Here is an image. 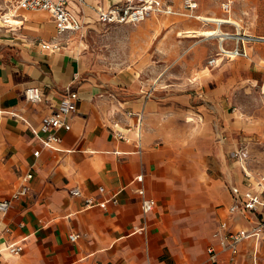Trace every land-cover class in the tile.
Here are the masks:
<instances>
[{"label": "crops", "instance_id": "obj_1", "mask_svg": "<svg viewBox=\"0 0 264 264\" xmlns=\"http://www.w3.org/2000/svg\"><path fill=\"white\" fill-rule=\"evenodd\" d=\"M114 2L86 0L76 9L84 25L90 16L97 18L94 7ZM17 11L30 12L23 18L29 26H21L34 32L18 42L0 43V199H10L25 174L32 177L26 181L27 194L0 212V264H256L253 255L264 264V232L256 241H242L233 258L228 250H220L216 234L225 218L232 228L247 223L241 215L226 216L230 186L244 188L241 164L235 160L232 168L221 162L227 146L231 152L239 148V121L231 120L229 126L217 122L215 130L194 122L189 136L173 121L178 110L204 111L205 99H215L220 90L204 86L190 93L171 84L165 92H149L147 84L129 72L93 74L60 39L65 35H56L49 13L55 39L42 35H48L44 29L50 27L44 19L30 17L44 11ZM176 28L188 27L180 22ZM52 40H60L59 50L39 47L40 41ZM32 85L41 88L43 102L24 98V89ZM67 88L79 95L70 129L58 130L61 140L55 148L43 147L35 130ZM164 94L167 98L161 97ZM223 126L229 128L226 139ZM118 131L129 140L115 137ZM216 135L221 140L215 141ZM184 138H190L187 147L182 146ZM213 140L219 162L207 169V144ZM37 149L40 153L34 156ZM251 170L261 173L264 166ZM139 174L142 182L135 180ZM99 186L105 192L100 193ZM139 186L156 200L146 215ZM73 187L82 195L72 196ZM112 194L115 203L109 199ZM83 196L94 197L97 204L85 208ZM70 232L79 238L71 242ZM11 242H21L23 251L10 255L4 247ZM209 246L217 251L215 259L207 252Z\"/></svg>", "mask_w": 264, "mask_h": 264}, {"label": "rangeland", "instance_id": "obj_2", "mask_svg": "<svg viewBox=\"0 0 264 264\" xmlns=\"http://www.w3.org/2000/svg\"><path fill=\"white\" fill-rule=\"evenodd\" d=\"M223 1L225 0H199L195 14L223 18L229 16L239 23L241 27L239 33L242 36H264V0H235L229 14L224 13L221 8ZM169 2L178 8L181 0ZM12 5L13 0H0V16L10 9L13 10ZM16 12L20 19L30 13ZM30 17L32 21L44 19L50 26V31L45 28L44 33L49 34L42 35L48 39L54 38L52 24L46 12L31 13ZM90 17V21L84 23L80 31L71 32L60 39L68 43V48L85 62L91 73L113 76L129 72L136 77L137 82L144 81L149 92L157 88L165 92L172 89L171 84L176 86L175 89L190 93L204 86L218 88L220 92L215 99H205L207 105L204 111L178 110L173 115L174 124L181 125L184 134L189 136L194 122L205 124L215 130L217 122L223 121L229 126L231 120H238L239 126L236 130L242 138L237 146L249 152L247 168L259 170L264 166V57H257L264 54V39L245 43L249 57L228 58L217 55L221 44L217 37L177 35L181 31V28H176L180 22L194 28L212 29L216 26L215 23L193 16L169 14L150 17L137 23L109 25H101L94 16ZM5 28H1L0 31V43L4 40L18 42L21 37L34 32L26 27L6 33ZM221 29L224 32L237 33L236 27L231 23H222ZM235 41V38H224L222 45L230 48L235 45ZM213 58L220 59L213 64L209 63ZM192 76L197 78L193 79ZM187 82L190 85H186ZM161 97L167 98V95ZM163 113L166 114L167 110ZM189 118L191 120H188ZM227 131L229 128L225 129L223 126L225 139ZM196 133L198 134V131ZM189 139L184 138L183 147L190 145ZM214 140H221L220 135H216ZM214 140L207 144L208 159L204 163L207 164V169L219 162L218 156L214 154L216 145ZM219 143L221 144V142L217 144ZM229 148L227 146L221 162L234 168L235 160L231 155L232 149Z\"/></svg>", "mask_w": 264, "mask_h": 264}, {"label": "built area", "instance_id": "obj_3", "mask_svg": "<svg viewBox=\"0 0 264 264\" xmlns=\"http://www.w3.org/2000/svg\"><path fill=\"white\" fill-rule=\"evenodd\" d=\"M235 0H225L221 3V8L224 13H230L232 4ZM86 4V0H13V9L26 11H44L49 13L54 22L56 35L63 36L71 32H78L83 27V21L80 13L76 9L79 5ZM199 7V0H181L180 6L175 8L168 2L163 0H115L114 3L108 7L103 8L101 5L94 7L97 18L96 21L101 25L120 24V23H137L153 16L169 15V14H185L200 18L195 14ZM222 23H231L236 29L237 33L240 31L239 25L232 21L230 17L224 18ZM208 21V20H203ZM210 22V21H208ZM215 25L217 22L214 21ZM226 38H235V45L226 48L220 45V50L217 53L219 56L236 58L239 56L247 57L245 43L248 41H256L264 39L249 35L233 37L232 33L225 32ZM240 34V33H239ZM39 47L44 50L57 51L61 47L60 40L40 41ZM217 59H212L209 63L213 64ZM23 96L26 100L41 103L44 101L42 90L39 86H28L23 91ZM79 95L76 90L67 88L64 95L61 97L57 105L49 113L44 114L36 128L38 138L43 147L55 148L60 142L61 137L58 130L63 128L70 129L69 118L73 115L77 108ZM141 116L137 115V129L138 137L140 138ZM115 137L118 139L129 140L127 135L121 131L115 132ZM40 150L33 152L34 156H38ZM234 160L241 164L243 171L244 188L240 189L237 185L230 186L231 203L226 207V216L230 217L235 214L241 215L246 219L247 223L244 225L235 224L230 227L227 218L220 221L219 229L216 232L218 235V245L220 250H228L231 258L237 253L238 245L248 239L258 240L264 232V170L261 173H254L246 166L248 158V151L245 148H238L231 152ZM32 177L31 173L23 176L24 183L12 194L10 199H0V212H6L11 200L24 196L29 191V186L26 183ZM143 176L141 174L135 177V180L142 182ZM100 193L105 192L103 186H99ZM141 197V210L144 215L152 211L156 206V200L148 197L142 186L136 189ZM72 196H81V191L78 187H73L69 190ZM112 202H116L115 196L112 194L109 198ZM97 204V201L92 196H83V206L85 208ZM79 233L70 232L68 238L71 242L79 238ZM23 244L21 242H11L5 245L4 249L10 255H18L23 251ZM207 252L211 259H215L217 251L214 247L209 246ZM256 264H263L259 261L256 255H253Z\"/></svg>", "mask_w": 264, "mask_h": 264}, {"label": "bare ground", "instance_id": "obj_4", "mask_svg": "<svg viewBox=\"0 0 264 264\" xmlns=\"http://www.w3.org/2000/svg\"><path fill=\"white\" fill-rule=\"evenodd\" d=\"M17 16H18V14L14 9L13 10L10 9L8 12L2 14L0 16V30L3 27H6L5 32L10 31V30L15 31V30L21 29L22 28L21 25L23 23L25 24V22L23 21V19H20ZM26 18L27 17H24V20H27ZM200 18H202L203 20H208L210 22L216 21L217 25L212 29L188 27L187 29H184V30L178 32L177 35L179 37H212V38L217 37L219 39V41L220 40L222 41L224 38H226V36H225L226 33L218 25V24H220V21H225L223 17H215L212 15H207V14L203 15L202 14V15H200ZM25 26H29V25L25 24ZM9 27H11V28H9ZM232 35H234L235 37H237L238 35L242 36L239 33H234ZM249 36H254V35H249ZM261 38H264V36Z\"/></svg>", "mask_w": 264, "mask_h": 264}]
</instances>
